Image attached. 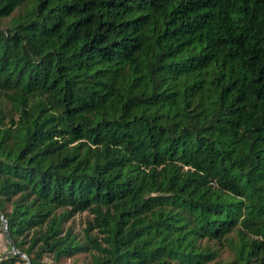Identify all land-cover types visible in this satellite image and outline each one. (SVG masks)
<instances>
[{"label": "trees", "instance_id": "1", "mask_svg": "<svg viewBox=\"0 0 264 264\" xmlns=\"http://www.w3.org/2000/svg\"><path fill=\"white\" fill-rule=\"evenodd\" d=\"M0 211L31 264H264V0H0Z\"/></svg>", "mask_w": 264, "mask_h": 264}, {"label": "rangeland", "instance_id": "2", "mask_svg": "<svg viewBox=\"0 0 264 264\" xmlns=\"http://www.w3.org/2000/svg\"><path fill=\"white\" fill-rule=\"evenodd\" d=\"M5 18L1 21L5 23ZM92 215L91 211L87 208L82 210H76L64 221V224H70L72 229L77 233L81 234L82 228L86 223V220ZM94 231V229H93ZM230 234L233 231L229 232ZM201 242L208 241L213 247L216 248V255L213 258H210L204 262V264H213L216 262L224 263L227 259L233 256L234 252L229 242L225 238L213 239L202 237ZM13 249L11 248L9 242L6 240L2 228L0 226V254H5ZM43 259L46 261H53L50 253H44ZM89 259V252L87 250H79L72 255L62 256L59 259L60 264H73L79 262H86Z\"/></svg>", "mask_w": 264, "mask_h": 264}, {"label": "water", "instance_id": "3", "mask_svg": "<svg viewBox=\"0 0 264 264\" xmlns=\"http://www.w3.org/2000/svg\"><path fill=\"white\" fill-rule=\"evenodd\" d=\"M0 217H2V219H5L7 221L5 215L1 211H0ZM1 228H2V231H3V234H4L5 238H6V240L9 242V244H10L11 248L13 249V251L18 253V254H20V255H22L25 258V263L26 264H31L29 256L24 251H22V250H20L19 248L16 247L15 243L13 242V240H12V238H11L9 232H8L7 224H3L2 223Z\"/></svg>", "mask_w": 264, "mask_h": 264}, {"label": "built area", "instance_id": "4", "mask_svg": "<svg viewBox=\"0 0 264 264\" xmlns=\"http://www.w3.org/2000/svg\"><path fill=\"white\" fill-rule=\"evenodd\" d=\"M3 224H7V221L5 219H2V217H0V226Z\"/></svg>", "mask_w": 264, "mask_h": 264}]
</instances>
